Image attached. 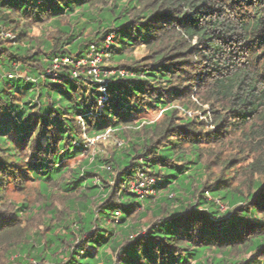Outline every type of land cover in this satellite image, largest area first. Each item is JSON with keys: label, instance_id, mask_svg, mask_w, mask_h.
Here are the masks:
<instances>
[{"label": "trees", "instance_id": "1", "mask_svg": "<svg viewBox=\"0 0 264 264\" xmlns=\"http://www.w3.org/2000/svg\"><path fill=\"white\" fill-rule=\"evenodd\" d=\"M0 264H264V0H0Z\"/></svg>", "mask_w": 264, "mask_h": 264}, {"label": "rangeland", "instance_id": "2", "mask_svg": "<svg viewBox=\"0 0 264 264\" xmlns=\"http://www.w3.org/2000/svg\"><path fill=\"white\" fill-rule=\"evenodd\" d=\"M37 35H41V32H39L38 30L35 31ZM112 64L111 61H106V60H103V63L101 64V67L106 66H110ZM112 66V65H111ZM109 72H112L114 74V70L113 69H110L108 70ZM208 109V108H207ZM190 114H193V115H198L201 117L200 120H205V115L200 111V110H193L191 111ZM163 118V115H162V112L161 111H145L143 114H141L140 116H137L136 119H135V125H138V124H141L143 122H159L161 121ZM93 138H87V141H88V146H90V152H89V155H106L108 153H112L114 149H120V147L122 146L121 144H123V141L117 136V135H112V137L107 140L106 142H99V141H96L95 143H90V141L92 140ZM205 154H206V162L209 163L210 165V172H209V175L211 178L215 177V176H219L222 174V172L224 171L223 167L224 165L222 164V162L218 159L219 156H222L223 157V148L224 146L223 145H208L206 144L205 146ZM221 151L223 152V154H220ZM227 151V152H226ZM226 153L227 155H229V152H228V149H226ZM225 155V154H224ZM228 157V156H227ZM81 159V158H80ZM74 165V164H72ZM245 179V176L242 175L240 176L239 180L241 181H244ZM213 179L209 180L210 182L212 181ZM139 193L141 195H146L147 193L149 194H154L156 195L155 193H153L152 191L148 192V191H139ZM10 199L12 201H16L18 203H20L21 201H24V200H27L31 203H35V202H38L40 199H41V196H40V191L36 188V183H33L31 182L30 183V186L25 189V190H18L16 188H14L13 186L10 187ZM59 203V202H58ZM226 210V207L224 206L223 207V210L222 211H225ZM157 219L154 217V216H151V218H147L145 219L142 223L146 225L149 223V224H152L153 222H156ZM39 220H37L33 227H38L39 224H38ZM40 228H44V226L40 225L39 226Z\"/></svg>", "mask_w": 264, "mask_h": 264}, {"label": "built area", "instance_id": "3", "mask_svg": "<svg viewBox=\"0 0 264 264\" xmlns=\"http://www.w3.org/2000/svg\"><path fill=\"white\" fill-rule=\"evenodd\" d=\"M7 37L10 38H14V36L12 34H5ZM113 35H110L107 38V47H109L111 45V43L113 42ZM95 51V49H94ZM90 53L88 59H83L78 61L77 63H75L73 60H70L69 58H62L56 61L54 69L58 70L60 69L61 66L65 65V64H73L76 65V67H81V66H88V72L91 75L94 76V78L96 79V81L103 83L106 82L107 78L110 77L111 75L116 74L114 72V74L112 72L109 71H103V69L101 68V64L103 63L102 56L99 53H95V52ZM79 70H75V72H73L74 77L79 76ZM120 73L123 76H126L127 74H129L126 71H120ZM113 135V131L111 129L107 130V132H105V134L100 135L96 138H93L90 143H95L96 141H102V142H106L107 140H109ZM156 184V180L153 177L147 178L146 175L141 174L139 178L135 179L134 181L130 182V188L131 190H133L135 193H138L141 197H147L150 195H154V194H149L147 193L146 195H141L139 193V191H152L153 193L156 194V190L154 189V185ZM155 196V195H154Z\"/></svg>", "mask_w": 264, "mask_h": 264}]
</instances>
